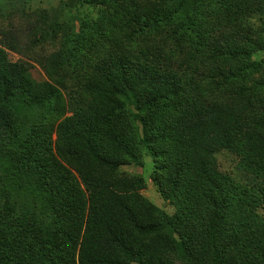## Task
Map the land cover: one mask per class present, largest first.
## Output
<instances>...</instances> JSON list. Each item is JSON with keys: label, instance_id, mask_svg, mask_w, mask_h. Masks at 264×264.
Returning <instances> with one entry per match:
<instances>
[{"label": "trees", "instance_id": "16d2710c", "mask_svg": "<svg viewBox=\"0 0 264 264\" xmlns=\"http://www.w3.org/2000/svg\"><path fill=\"white\" fill-rule=\"evenodd\" d=\"M2 1L23 10L32 0ZM77 4L96 12L78 32L47 33L58 46L44 61L47 80L0 48V264H250L206 232L208 256L140 194L141 179L116 172L155 151L165 130L182 148L171 153L169 193L185 188L187 197L206 182L215 205L225 190L216 174L221 151L259 178L264 60L251 57L264 51V0ZM79 70L86 73L71 95L73 114L58 123L52 155L40 129L24 123L51 113ZM12 186L16 203L28 201L19 212L9 203Z\"/></svg>", "mask_w": 264, "mask_h": 264}, {"label": "rangeland", "instance_id": "374dc122", "mask_svg": "<svg viewBox=\"0 0 264 264\" xmlns=\"http://www.w3.org/2000/svg\"><path fill=\"white\" fill-rule=\"evenodd\" d=\"M95 12L78 5L77 0H32L23 10L0 0V48L5 51L9 61L25 63L33 79L47 80L44 61L58 48L57 40L51 39L50 35L60 38L70 28L78 32L81 18L93 17ZM41 15L44 20L40 19ZM43 32L46 40L39 35ZM48 32L51 34L47 35ZM251 58L264 60V51L255 52ZM91 61L93 58L86 59V63ZM75 73L67 86L60 90L61 95L56 98V107L51 113L31 114V111L24 123L40 129L52 155L55 150L56 127L73 114L71 95L79 92V82L83 81L86 70ZM173 113L169 111V115ZM162 132L161 141L155 144V151H142L138 163L121 166L116 174L141 179L140 194L174 221L180 234L195 237L197 246L208 256L210 248L208 242L205 243L206 232L208 237L215 235L221 245L224 241V245L232 246L231 254L235 258H244L250 264H264V196H259L264 191V162L258 171L259 178L256 179L237 155L228 151L218 153L215 157L216 174L217 179L224 183L225 190L222 199L211 198L216 199L215 205L207 202L209 194L206 182L189 187L191 189L187 197L184 194L185 188L180 193L171 194L167 187L165 190L164 178L172 154L177 155L182 148L172 135L165 130ZM14 192L12 186L10 193L13 196L9 203L19 212L26 208L28 201L19 200L16 203L15 200L20 196L14 195ZM188 200L187 204H183Z\"/></svg>", "mask_w": 264, "mask_h": 264}]
</instances>
